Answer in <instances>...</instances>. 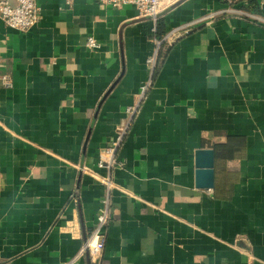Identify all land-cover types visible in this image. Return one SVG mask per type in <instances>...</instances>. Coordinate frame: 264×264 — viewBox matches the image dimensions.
Segmentation results:
<instances>
[{
    "label": "crops",
    "instance_id": "1",
    "mask_svg": "<svg viewBox=\"0 0 264 264\" xmlns=\"http://www.w3.org/2000/svg\"><path fill=\"white\" fill-rule=\"evenodd\" d=\"M66 1L36 0L26 34L0 20V264L69 262L105 198L102 257L76 264H264V25L208 19L227 0H184L156 23ZM199 20L162 44L107 191L102 150L147 79L153 40ZM198 150L214 153L211 190L195 188Z\"/></svg>",
    "mask_w": 264,
    "mask_h": 264
},
{
    "label": "built area",
    "instance_id": "2",
    "mask_svg": "<svg viewBox=\"0 0 264 264\" xmlns=\"http://www.w3.org/2000/svg\"><path fill=\"white\" fill-rule=\"evenodd\" d=\"M101 6L110 7L114 9L132 6L137 13V18L145 19L149 18L154 23L157 22L158 14L167 8L177 6L184 0H94ZM70 4V0L66 1ZM227 14H234L239 17H246L252 19L254 22H258L264 25V18L252 14L245 13L240 10L225 9L221 12H217L208 17L224 16ZM0 20L8 28L21 33L26 34L31 32L39 23L40 10L37 6L36 0H0ZM197 22L190 23L188 26L179 27L176 30L171 31L162 40H153L154 49L152 53L146 59V68L148 76L146 81L142 84L137 93V98L134 105L128 108L125 112V122L122 124L115 133L114 139L109 143L107 147L102 150V155L105 162H99L98 167L105 169L106 174L102 179V183L107 191L111 189V171L116 167H121L122 164L118 159L119 150L128 134L129 128L133 123L134 119L140 113V109L143 106L145 99L156 77L159 66L161 65V46L162 44H171L183 31L186 32L189 27L195 25ZM87 49L96 51L100 48V44L93 38H88L86 42ZM106 163V165H105ZM108 199L105 198L101 202V208L96 216L95 225L93 231L85 243L81 246L76 257L65 264H76L80 258L85 255L92 259H99L102 257L105 247V229L109 222V203Z\"/></svg>",
    "mask_w": 264,
    "mask_h": 264
},
{
    "label": "water",
    "instance_id": "3",
    "mask_svg": "<svg viewBox=\"0 0 264 264\" xmlns=\"http://www.w3.org/2000/svg\"><path fill=\"white\" fill-rule=\"evenodd\" d=\"M264 9V4L262 5ZM149 19V18H145ZM214 153L210 150L195 152V188L198 190H211L214 183Z\"/></svg>",
    "mask_w": 264,
    "mask_h": 264
},
{
    "label": "trees",
    "instance_id": "4",
    "mask_svg": "<svg viewBox=\"0 0 264 264\" xmlns=\"http://www.w3.org/2000/svg\"><path fill=\"white\" fill-rule=\"evenodd\" d=\"M260 1L261 0H227L225 4H228L232 9H235L233 6H236V10H245V13L260 16L257 14L262 9V6L259 4Z\"/></svg>",
    "mask_w": 264,
    "mask_h": 264
}]
</instances>
